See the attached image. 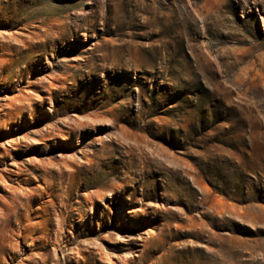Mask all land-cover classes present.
<instances>
[{
  "label": "rangeland",
  "instance_id": "374dc122",
  "mask_svg": "<svg viewBox=\"0 0 264 264\" xmlns=\"http://www.w3.org/2000/svg\"><path fill=\"white\" fill-rule=\"evenodd\" d=\"M262 17L264 0H0V264H264ZM27 209L48 214L45 250L18 236Z\"/></svg>",
  "mask_w": 264,
  "mask_h": 264
},
{
  "label": "bare ground",
  "instance_id": "6f19581e",
  "mask_svg": "<svg viewBox=\"0 0 264 264\" xmlns=\"http://www.w3.org/2000/svg\"><path fill=\"white\" fill-rule=\"evenodd\" d=\"M262 25L264 26V17H262ZM57 80V79H56ZM45 88V87H44ZM80 119H81V116L77 115V114H73V115H69V114H66L64 116L63 119H61V122L63 123V125H67V126H70L71 124H79L80 125ZM87 119V118H86ZM86 121V120H85ZM88 124V123H87ZM81 126V125H80ZM53 128V126H50V128ZM94 155V154H93ZM93 158V157H92ZM67 174H71L69 172H66L64 170H61L58 175L59 177H64L65 175ZM43 175V174H42ZM46 177V176H45ZM42 179V178H41ZM49 186H51V184H48L47 183V187L49 188ZM94 196H99L100 197V194L97 192V191H89L85 194V197H86V200H90L94 197ZM31 195L28 196V199L30 200L31 199ZM40 198V197H39ZM23 197L20 198L19 201H15V200H12L10 201L8 204H3L2 206V209L4 211H8V212H11V211H14L15 214H18V213H21L19 210V206L22 208H25V205H24V202H23ZM28 205V208L31 207V201H28L27 203ZM32 208V207H31ZM28 210V209H27ZM1 211V210H0ZM29 211V210H28ZM3 213V211H1ZM5 212V213H6ZM135 213V210L133 208L131 209H127L125 211V213H122L121 216L123 217L124 220H130V216H127V214H134ZM10 214V213H9ZM41 214V211L36 210V211H29L28 213H26L25 215L22 214V217H19L17 218V223H18V236L22 239H25L28 237V234H29V231L32 232L30 235H38V236H35V241L38 242V244H34V247L37 248V249H40V250H45L47 247L45 246V244H43V240L46 239L47 240V234L44 232L45 230H43V228H41L40 226H43L41 224H43L44 222L47 221V219L45 217L48 216V214L46 213V211H43L42 214ZM4 215V214H3ZM1 215V216H3ZM15 216V215H14ZM129 217V218H128ZM32 219H40V221H32ZM22 220H25L27 221L26 224H23L22 223ZM29 221V222H28ZM129 222V221H128ZM16 224V223H15ZM46 226V225H45ZM44 226V227H45ZM126 226L128 227H133L132 224H127ZM60 227V226H59ZM50 235V234H49ZM117 235V239H119V241H121V238H120V232H117L116 233ZM125 236H129L130 234L128 232H126V234H124ZM142 235H148V233H146V231H144L142 233ZM34 238V237H33ZM123 239V238H122ZM19 245V244H18ZM9 249V248H8ZM12 248H11V252H12ZM15 251V250H14ZM123 255H130L131 254V251L130 249H125L124 251H122Z\"/></svg>",
  "mask_w": 264,
  "mask_h": 264
}]
</instances>
